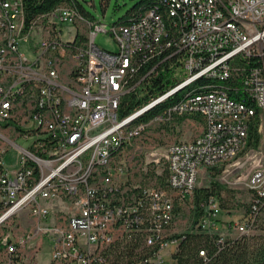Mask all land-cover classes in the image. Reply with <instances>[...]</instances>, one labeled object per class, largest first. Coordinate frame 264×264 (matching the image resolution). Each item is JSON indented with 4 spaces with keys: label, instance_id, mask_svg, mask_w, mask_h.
I'll list each match as a JSON object with an SVG mask.
<instances>
[{
    "label": "built area",
    "instance_id": "2783aa9c",
    "mask_svg": "<svg viewBox=\"0 0 264 264\" xmlns=\"http://www.w3.org/2000/svg\"><path fill=\"white\" fill-rule=\"evenodd\" d=\"M78 22L88 35L64 39L60 26ZM101 31L115 38L116 52L98 46ZM166 72L179 82L122 115L127 95H144ZM257 110L262 134L264 0H163L110 29L71 4L28 20L24 0H0V124L34 137L25 148L0 132V223L25 210L33 218L6 240L5 264H40L19 254L35 241L37 258L45 239L48 264H178L182 206L192 207L204 169L254 152L246 147ZM178 118L201 121V133L168 144L164 184L136 179L124 150ZM11 146L21 152L14 169L4 161ZM246 185L264 200V162ZM208 208L199 225L214 233L222 207L212 197ZM252 222L245 216L234 228L249 233Z\"/></svg>",
    "mask_w": 264,
    "mask_h": 264
},
{
    "label": "rangeland",
    "instance_id": "374dc122",
    "mask_svg": "<svg viewBox=\"0 0 264 264\" xmlns=\"http://www.w3.org/2000/svg\"><path fill=\"white\" fill-rule=\"evenodd\" d=\"M90 19H97L107 25L118 22L124 17L127 11L135 4L136 0H81ZM63 30V37L68 41L80 34L84 37L88 35L89 27L85 22L64 23L60 26ZM96 43L103 49L116 52L118 43L115 38L105 31L97 34ZM23 52H27L25 43L20 45ZM203 124L201 121H191L180 119L172 122L155 124L141 138L134 141L131 147H127L123 153L126 167L134 174L136 179H142L146 184L160 185L158 175L164 174L166 170V148L172 141L188 140L201 133ZM0 132L14 139L22 147H29L34 137H16L10 128L4 123L0 124ZM0 139V146H3ZM242 152L238 158L223 164L222 172L217 177H212L209 169H204L199 179L198 187H205L212 179L217 180L223 187L220 193V203L222 211L218 214L221 233L224 235H236L235 225L240 223L247 215L248 204L252 200L246 180L254 167L264 162V129L259 147L252 151ZM21 152L16 147L11 148L4 155V161L9 169L17 167ZM144 173V176H143ZM190 210L188 204H184L178 215L174 229L183 232L190 226ZM229 223L233 226L230 228ZM33 226V218L28 216L27 211H22L19 215L8 218L0 223V264H4L6 245L1 242L13 240L17 235ZM259 232V230H255ZM37 242L32 241L27 245V249L35 248ZM50 254V244L45 239L38 252V262L45 264ZM30 264V263H29Z\"/></svg>",
    "mask_w": 264,
    "mask_h": 264
},
{
    "label": "trees",
    "instance_id": "16d2710c",
    "mask_svg": "<svg viewBox=\"0 0 264 264\" xmlns=\"http://www.w3.org/2000/svg\"><path fill=\"white\" fill-rule=\"evenodd\" d=\"M71 4L78 8V10L87 18L89 13L85 11L81 0H24V8L28 20L37 15L50 11L51 9L61 5ZM161 5L163 0H136L135 4L127 11L126 15L118 22H127L132 18L139 16L142 12L149 8ZM90 19V18H89ZM80 36V35H79ZM81 38H85L81 36ZM179 80L169 72L161 73L151 79L147 85V90L144 95L131 93L127 95L122 103L121 112L123 114L130 113L136 107L147 103L153 96L164 93L167 89L175 86ZM183 91V90H182ZM182 91H179L158 106L153 112L158 111L164 105L178 99ZM234 96L240 98V94L232 93ZM248 104L252 101L245 98ZM177 120H180L179 118ZM260 116L259 110L252 118L247 147H258L262 140V134L259 131ZM223 170V167H213L210 169L211 176L217 177ZM168 171L164 174L158 175V181L161 184L165 183ZM144 176V173H143ZM222 185L215 179L210 181V184L205 187H196L192 197V207L190 210V226L183 232H180L181 242L178 252L176 254L178 264H264V200L256 199L252 196L251 202L247 205V215L253 222L251 224V232L239 233L236 235H226L224 240L220 241L221 230L214 233H209L202 229L199 225L201 218L208 213L210 199L216 198L220 202V193ZM221 205V203H220ZM256 205V208L254 206ZM222 207V205H221ZM219 221V220H218ZM233 226L229 223V227ZM259 230V232H255ZM178 235V234H177ZM7 241H9L7 239ZM1 242L6 245V242ZM205 251V255H201V251Z\"/></svg>",
    "mask_w": 264,
    "mask_h": 264
},
{
    "label": "crops",
    "instance_id": "0c3cea01",
    "mask_svg": "<svg viewBox=\"0 0 264 264\" xmlns=\"http://www.w3.org/2000/svg\"><path fill=\"white\" fill-rule=\"evenodd\" d=\"M22 234V233H21ZM29 244V243H28ZM33 248L28 250L27 247L25 249H23L21 252H20V257L22 258V260H25L27 262H32V261H38V258H36V256L34 258L33 257ZM7 259V253L5 252V257H4V264L6 263ZM49 262V257L47 259V262L45 264H48Z\"/></svg>",
    "mask_w": 264,
    "mask_h": 264
}]
</instances>
